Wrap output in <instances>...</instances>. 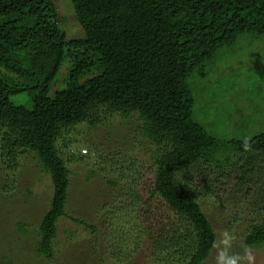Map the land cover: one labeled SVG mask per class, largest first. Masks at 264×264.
Masks as SVG:
<instances>
[{
    "label": "trees",
    "instance_id": "obj_1",
    "mask_svg": "<svg viewBox=\"0 0 264 264\" xmlns=\"http://www.w3.org/2000/svg\"><path fill=\"white\" fill-rule=\"evenodd\" d=\"M72 2L85 32L82 41L67 40L54 0H0V168L26 171L22 157L28 154L51 182V199L34 230L36 252L55 255L58 225L68 217L95 235L88 240L92 245L109 248L108 257L118 264L136 259L146 241L151 245L143 255L163 264H204L217 244L201 204L206 194L251 204L261 218L249 220L244 246L263 248L264 133L245 141L211 135L194 118L190 79L239 36L264 35V0ZM78 46L89 53L71 60L72 83L53 89L71 48ZM133 116L151 149L144 165L128 166L121 151L99 150L100 138L85 145L90 156L72 152L75 142L66 133L76 126L97 131L113 118ZM70 163L84 175L80 189L99 197L106 216L131 212L132 230L117 229L111 218L100 238L99 220L68 214ZM97 170L110 173L108 197L92 187ZM10 189L0 186L2 197ZM115 200L121 207L108 209ZM3 202L0 210L6 211L10 202ZM18 230L29 233L21 224ZM0 264L13 261L4 254Z\"/></svg>",
    "mask_w": 264,
    "mask_h": 264
},
{
    "label": "rangeland",
    "instance_id": "obj_2",
    "mask_svg": "<svg viewBox=\"0 0 264 264\" xmlns=\"http://www.w3.org/2000/svg\"><path fill=\"white\" fill-rule=\"evenodd\" d=\"M54 3L67 40H84L85 32L76 17L72 0H54ZM87 53L89 51L86 46L71 48L69 58L61 66L53 89L68 85L71 80L69 79L71 60L77 55ZM90 54L95 56L96 53ZM209 61H206L190 79L195 97V120L220 140L245 141L264 133V35L251 33L241 35L233 45L219 49L215 57ZM87 77L89 76H83L81 82ZM70 82L72 83V80ZM140 126L141 122L136 116L129 120L116 117L97 131L81 124L67 132L66 136L75 142L72 149L75 154L90 156V147L87 149L85 145L100 138L99 144L102 148L99 150L105 153H108V150L121 151L128 160L125 161L128 166L132 165L133 161L144 165L142 162L151 149H146L147 141L140 132ZM93 161L98 165L95 160ZM36 164L35 159L27 154L22 157V165L29 167L26 171L22 172L21 168L12 173L0 168V186L5 183L6 187H11V191L8 195L5 194V197H2L0 190V200L3 198L4 202L7 200L10 202V208L6 211L0 210V228L5 227L3 231L8 235L4 240L0 235V241L3 240L0 245L1 257L5 254L13 264H118L108 257L111 254L109 248L99 243L96 246L92 245L93 241L88 240L94 239L95 235L86 231L83 226L76 225L68 217L62 219L58 225L55 255L48 258L36 252L35 244L39 241V234H35L34 230L40 225L44 210L51 199V182L48 177L39 173ZM73 165L74 163L69 165L73 176L68 214L78 219L87 218L90 223L101 220L97 222L101 225L98 236L104 238L101 236L106 233L103 224L108 228L112 217L106 216L105 204L98 201L99 197L96 199V195L90 194L91 189L87 190L89 197L86 191L83 193L80 188L84 175L80 173L77 175L79 169ZM88 171L89 168L83 173ZM96 172L92 187L99 189L98 196L101 194L108 197L111 187H108L106 177L110 173L103 175L101 170ZM192 184L194 185L193 182ZM110 199L108 198V204ZM218 200L209 194L201 199L203 210L217 235V244L211 257L204 264H264V247L252 250L244 246L249 220L251 218L259 220L261 218L259 214L253 215V207L243 200L240 205ZM120 207V201L115 200L108 209L116 210ZM125 211H116L117 217L112 219L116 220L117 229L122 227L132 230L134 223L128 222L132 220V217H128L132 214ZM19 224L29 230L26 237L19 232ZM150 245V242L146 241L141 245L136 259L123 264H163L153 257L143 255ZM97 246L100 248L95 250Z\"/></svg>",
    "mask_w": 264,
    "mask_h": 264
}]
</instances>
